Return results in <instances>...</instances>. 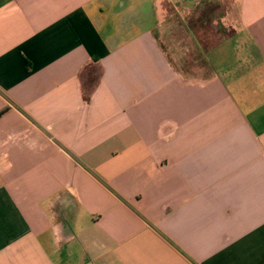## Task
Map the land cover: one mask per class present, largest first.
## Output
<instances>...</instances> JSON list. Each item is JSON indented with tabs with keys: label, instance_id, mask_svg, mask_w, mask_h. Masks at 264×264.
I'll list each match as a JSON object with an SVG mask.
<instances>
[{
	"label": "crops",
	"instance_id": "obj_1",
	"mask_svg": "<svg viewBox=\"0 0 264 264\" xmlns=\"http://www.w3.org/2000/svg\"><path fill=\"white\" fill-rule=\"evenodd\" d=\"M202 1L0 0V264H264V0Z\"/></svg>",
	"mask_w": 264,
	"mask_h": 264
},
{
	"label": "rangeland",
	"instance_id": "obj_2",
	"mask_svg": "<svg viewBox=\"0 0 264 264\" xmlns=\"http://www.w3.org/2000/svg\"><path fill=\"white\" fill-rule=\"evenodd\" d=\"M176 10L174 12L173 18H171L169 21L165 22L163 24V27H161L158 31V35H159V39L161 41V43L163 44V46L166 48V50L169 52V55H172V36H173V32L172 29L174 28V25L179 24L182 25L184 24V21H186V19H183L184 17H181L180 14H176ZM184 16H186V13L184 14ZM196 17V16H195ZM185 18H188L185 17ZM190 18H193V14L192 16L190 15ZM194 20H190L191 24L193 23ZM196 24V25H193ZM191 26V31L198 37H200V35H205L204 39L206 42H209V39H213V42L218 40L220 38V33L219 30H215V26L216 23H212L211 25H205V29L202 30L203 25H199L198 23H193ZM181 26H179V29H177V33L176 35L180 36L181 38L184 39L183 42V54H184V58H180V56L178 54H175L174 56V60L175 62H178L179 66L185 70L184 64L186 65L185 61H187V56H189L192 52H190L189 54H187V48H185L186 46L189 45L190 41L192 42V40H188L185 35L187 34L186 31L183 30V28H180ZM188 35V34H187ZM177 53V52H176ZM179 53V52H178ZM174 54V53H173ZM195 56V53L192 54V57ZM178 57V58H177Z\"/></svg>",
	"mask_w": 264,
	"mask_h": 264
},
{
	"label": "trees",
	"instance_id": "obj_3",
	"mask_svg": "<svg viewBox=\"0 0 264 264\" xmlns=\"http://www.w3.org/2000/svg\"><path fill=\"white\" fill-rule=\"evenodd\" d=\"M223 14L224 9L218 0H204L197 5L193 18H189L188 24L211 25L214 22L216 23V20L218 21ZM191 19L194 20L192 24L190 22Z\"/></svg>",
	"mask_w": 264,
	"mask_h": 264
}]
</instances>
